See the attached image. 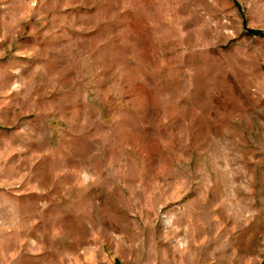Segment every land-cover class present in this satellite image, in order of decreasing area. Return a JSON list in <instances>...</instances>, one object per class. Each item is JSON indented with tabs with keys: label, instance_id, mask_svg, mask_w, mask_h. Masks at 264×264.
I'll use <instances>...</instances> for the list:
<instances>
[{
	"label": "rangeland",
	"instance_id": "obj_1",
	"mask_svg": "<svg viewBox=\"0 0 264 264\" xmlns=\"http://www.w3.org/2000/svg\"><path fill=\"white\" fill-rule=\"evenodd\" d=\"M264 0H0V264H264Z\"/></svg>",
	"mask_w": 264,
	"mask_h": 264
},
{
	"label": "trees",
	"instance_id": "obj_2",
	"mask_svg": "<svg viewBox=\"0 0 264 264\" xmlns=\"http://www.w3.org/2000/svg\"><path fill=\"white\" fill-rule=\"evenodd\" d=\"M247 34L250 37L264 39V33H262V32H256V31L248 30Z\"/></svg>",
	"mask_w": 264,
	"mask_h": 264
}]
</instances>
